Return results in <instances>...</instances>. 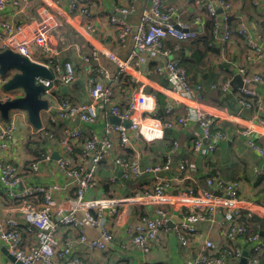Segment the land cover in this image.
Instances as JSON below:
<instances>
[{
	"label": "built area",
	"instance_id": "obj_1",
	"mask_svg": "<svg viewBox=\"0 0 264 264\" xmlns=\"http://www.w3.org/2000/svg\"><path fill=\"white\" fill-rule=\"evenodd\" d=\"M27 1L0 0V13L7 7L19 9ZM139 1L142 0H127L124 5H114L110 16L119 42L126 45L129 39H132L135 46L128 59L117 60L111 57L117 64L119 72L113 76L104 66L92 63V59L99 54L97 49L92 51L90 57H84V62H91L86 68L90 96L88 102L75 101L72 94L63 93L62 87L72 85L78 77L71 62L60 61V45L63 38L56 37L53 32L68 21V15L71 16L76 11H86L85 7L90 0H70L67 9L57 16L47 8L41 9L37 18L24 23L0 19V49L10 48L33 60L37 52L46 55L43 60L37 61L49 67L53 76L52 78L38 76L36 82L44 87L42 96L50 102L53 101L54 109L58 111L52 116L53 121L64 122L78 118L84 122H94L99 118L101 109L122 121H130L129 126L107 121L105 135L101 137L93 135L85 140L81 150L83 164L74 163L70 156L73 148L69 141L79 138L82 131L70 126L64 128L62 154L57 160L56 167L67 179L66 185L74 189V194L70 197L58 198L56 192L61 190V186L58 185L33 183L21 187L24 175L27 172L39 173L50 160L49 154L44 152L40 154L27 169L0 156V183L5 188L3 193L5 200L17 202L39 194L43 195V201L36 204L26 202L21 206H14L10 202L6 204L0 199V240L16 260L23 264H88L86 261L88 256L93 252L108 251L116 241V233L107 225L108 218L119 216L122 209L133 206H150L153 209L151 216H140L125 225L127 243L144 253H149L153 247L160 245L162 232L169 230L167 222L173 215L179 218L173 227L179 243L184 247L192 246L195 241L201 243L194 251L190 264H228L230 261L237 263L242 259L244 251L242 246H237L240 241L249 243L247 246L257 253L264 250V237L260 236L258 231L249 230L246 222L239 221L243 215L247 218L254 215L264 217V203L243 198L240 195L239 181L208 177V186L205 188H182V183L189 177L187 160L180 159L175 175L167 172L172 165L169 154L179 148L178 142L172 144L163 163L142 164L139 159L130 160L121 155L122 150L137 149V143L163 141L167 129L185 126L194 119L202 130L192 142L196 148L201 149L207 144L206 149L209 152L215 151L220 140L230 137L228 129L224 127V123L229 121L234 123L233 130L237 134L247 137L249 147L264 157V144L259 142L257 131L252 124H263V119L255 116L259 121L256 119L241 121L235 115L226 112L228 108L221 110L205 108L200 102L205 88L203 83L191 82L186 68L181 65L178 56L180 42L204 35L203 18L195 21L201 25V29H193L181 19L176 5L164 0H151L150 5L142 10L140 21L134 23L130 17L137 12ZM186 1H193L198 9H205L211 17L215 25L212 30L213 37L210 39L211 44L215 46L228 44L233 39V32L236 31L248 48L249 64L260 63L263 60L264 26L261 32L254 33L248 21L240 20L233 29L230 0ZM216 13L222 17H215ZM94 27L93 23H88L86 28L93 31ZM168 40L177 42L170 46ZM150 62L155 63V71L164 75L170 83L169 87L162 90L167 96L165 112L172 113L182 103L191 101L193 105L185 104L188 111H191L189 114L174 115L172 119L166 121L159 114L162 108L157 96L136 89V82L141 73L137 68ZM237 67L243 79V86L239 88L242 96L237 99V105L240 109L259 107L264 111L262 95L255 88L256 85L264 87V73L252 71L243 65ZM124 74L132 75L130 86L120 83ZM3 82L4 79L0 76V85ZM230 82L228 79L223 83L221 89L224 93L232 89ZM13 97L15 95L12 92L0 89V101ZM124 98L129 101L127 107L122 105L121 100ZM12 117L15 116L10 114L9 120L4 121L0 116V150L9 145L16 130V123ZM114 134L119 139L117 150L112 139ZM110 157L112 165L108 170L111 174L119 169L125 179L134 181L152 176V185L135 190L128 196L84 198L86 188L94 184L97 166ZM86 160L90 162V167L85 165ZM176 189L179 190L173 192ZM217 213L223 214L221 223L226 246L215 243L209 237L200 236L202 224L209 220L213 221ZM255 227L260 228L261 225L256 223ZM63 228L70 229L65 236L61 233ZM89 228H99V232L96 235L90 234L87 231ZM24 231L35 233V241L28 243ZM258 263L259 260L254 258L247 264ZM0 264L18 263L0 259Z\"/></svg>",
	"mask_w": 264,
	"mask_h": 264
},
{
	"label": "crops",
	"instance_id": "obj_2",
	"mask_svg": "<svg viewBox=\"0 0 264 264\" xmlns=\"http://www.w3.org/2000/svg\"><path fill=\"white\" fill-rule=\"evenodd\" d=\"M70 0H28L23 7L15 9L7 7L2 13H0V19L4 18L15 23H24L31 21L39 16L41 9H49L55 16L64 11L68 7ZM170 3L177 5L181 19L188 23V25H195V21L202 17L204 20L208 17L205 12L195 5L193 1L185 2L184 0H167ZM232 3L233 12V25L237 26L240 20L248 21L251 24L252 30L255 32H261L264 26V0H230ZM127 0H90L89 4L85 7L86 11H76L71 16L68 15V21L62 23L54 30L56 37L63 38L60 45V61L65 63L71 62L74 65L76 71L77 80L67 88L62 87L63 93L72 94V99L78 102L90 101L89 90L87 86L86 68L88 64L84 62V57L91 56L92 51L97 49L99 54L96 58L92 59V63L102 65L107 68L113 76L119 72V68L114 59H128L131 51L134 50V42L132 39L125 44H122L118 40L117 31L114 29L110 22V16L113 13L114 5H124ZM151 0H142L137 4V12L131 15V21L138 23L141 19L142 10L148 7ZM193 3V4H191ZM118 16L120 14L116 12ZM88 23L95 25V30L88 31ZM206 23V22H205ZM237 34L236 32H234ZM237 36V35H235ZM238 37V36H237ZM264 49V41H263ZM221 53L218 58L212 56L213 60L206 63L212 68L214 74H220L229 77L230 81L239 73L238 65H243L250 68L252 71H259L264 73V58L260 63L249 64L247 60V51L245 41L241 38L231 40L226 47L220 48ZM181 51V47L180 50ZM178 56L182 60L184 55L189 56L190 52L179 53ZM180 54V55H179ZM46 55L43 52H37L34 55V60H43ZM182 63V61H181ZM254 63V62H253ZM149 64H154L150 62ZM140 65L137 69L139 73V79L136 82V89H141L147 93H153L156 95V91L162 93L163 102L161 105L160 116L168 121L172 119L174 115H187L191 111H188L187 104L193 105L191 101H186L185 104L179 105L174 109L172 113L165 112V104L167 96L162 91L163 88L169 87V80L159 74L155 69L151 68V65ZM227 64L226 67H223ZM184 65V64H183ZM186 68V67H185ZM187 69V68H186ZM188 72V71H187ZM226 72V73H225ZM10 73L9 76H11ZM129 82L127 85H131L132 75L126 74ZM189 78L192 74L188 73ZM204 79L197 77L195 83H203ZM82 81V82H79ZM121 83V79H120ZM134 86V85H133ZM231 90L226 94L221 93L220 96L227 100L239 98V85L234 84ZM255 88L262 95L264 101V87L256 85ZM0 89L3 86L0 85ZM214 89V88H213ZM235 89H238V94L234 93ZM8 92V91H7ZM15 91H12L14 94ZM19 95L20 91H17ZM205 88L203 93V99L200 101L203 106L210 110H221L228 108L226 111L235 115L241 121H248L249 119L258 118L263 119V124L252 123L258 134V140L264 143V111L251 109H239L231 107L228 104L221 107L216 100L212 99L210 95L205 94ZM157 96V95H156ZM158 101L159 97L157 96ZM124 107L128 106V99L121 100ZM160 102V101H159ZM238 106V105H237ZM239 107V106H238ZM233 108V109H232ZM58 111L54 109V102L52 101V107L41 111L42 128L36 129L29 121L28 114L25 110L15 109L11 110L9 115L12 114L15 117L16 130L10 139L9 145L0 150V156H3L10 161L16 163L20 167L27 169L31 163L40 157L43 152L50 155V160L43 166L39 173L27 172L24 175L21 187L29 186L33 183H42L49 185L61 186V190L56 192L58 198L70 197L74 194V189L66 185L67 179L64 177L62 171L56 167L57 160L62 154V140L65 137L64 128L70 126L73 129H80L82 134L77 139H70L72 151L70 156L74 163L83 164L84 158L82 157L81 150L83 142L93 135L99 137L105 135V126L107 121H110V115L101 109L99 118L94 122H84L78 118L73 120L53 121L52 116L57 114ZM219 112V111H217ZM45 115V120H44ZM258 118H256V117ZM11 118V117H10ZM115 124V123H114ZM234 123L226 121L224 127L228 129L230 137L225 140H220L218 147L215 151L209 152L206 149V145L201 149L192 145L194 139H196L202 130L197 121L191 119L185 126H177L175 129L170 128L166 130V138L163 141L156 143H137V149H125L121 151V155L129 158L130 160L139 159L142 164L163 163L165 161V155L170 150V147L174 142L179 143V148L170 153L172 165L167 171L170 175H175L178 171V163L180 159H186L189 167V177L182 183V188H205L207 187V178L216 176L225 181H239L240 183V195L248 200H252L258 203H264V157L260 156L256 151L251 149L247 142V137L237 134L233 130ZM236 127V126H234ZM233 131V132H232ZM44 138L41 142L39 139ZM113 142L115 143L116 150L119 147V139L117 135H112ZM38 142V143H37ZM90 167L91 164L88 160L85 163ZM112 165V157L104 160L97 166L95 173V181L93 185L86 188L84 198H101L109 196H128L135 190L148 188L152 185L153 177L142 179L140 181L125 179L120 172L116 170L114 174L109 172L108 168ZM114 176V179H112ZM174 190L173 192L178 191ZM5 188L0 183V199L4 203L10 202L14 206H21L26 202L36 204L43 201V195L30 197L27 200L11 201L3 198ZM153 212L150 206H133L125 207L122 209V213L112 219L108 218L107 225L116 233V241L111 245L110 249L105 252H93L92 255L86 258L88 264H190L194 251L201 245V243L195 241L192 246H182L173 230V227H169V230L163 231L161 235L160 245L153 247L149 253H144L140 249L128 244V238L126 236L125 225L130 220L140 217V215L151 214ZM176 219L179 218L173 215ZM223 214L217 213L214 220L206 221L202 224L200 229L201 238L209 237L215 243L226 246L227 243L224 239ZM178 222V221H177ZM262 234L264 235V225H262ZM70 229H61L62 236L69 233ZM88 233L96 235L99 232V228H89ZM25 237L28 243L35 241V233L25 232ZM1 241V240H0ZM2 242V241H1ZM239 245L245 248L246 253H249L250 249L245 247L250 245L247 242H239ZM264 253V250L263 252ZM85 255V253H83ZM264 258V257H263ZM0 259H10L0 251ZM239 262V261H238ZM237 262V263H238ZM232 263L231 261L228 262ZM235 263V264H237Z\"/></svg>",
	"mask_w": 264,
	"mask_h": 264
},
{
	"label": "water",
	"instance_id": "obj_3",
	"mask_svg": "<svg viewBox=\"0 0 264 264\" xmlns=\"http://www.w3.org/2000/svg\"><path fill=\"white\" fill-rule=\"evenodd\" d=\"M10 73H12V75L3 83V89L9 92L20 91V93L13 98L0 101V116L4 121H8L11 110H25L32 125L36 129H41L43 125L41 111L48 109L49 104L47 99L42 96L44 87L36 82V77L42 76L52 78V70L43 63L35 61L10 48H5L0 50V76L7 77ZM230 83L232 87H235V83H237L239 87H242L243 79L241 74L237 73ZM110 121L116 124L123 123L126 126L130 125L129 120L122 121L119 117L114 115L110 117ZM177 221L178 219L172 217V219L167 222V226L174 227ZM0 251L10 260L16 261L18 264H23L16 260L15 256L8 251L7 246L1 241ZM246 254L247 253H245V255ZM246 261L247 257L244 256L237 264H245Z\"/></svg>",
	"mask_w": 264,
	"mask_h": 264
},
{
	"label": "trees",
	"instance_id": "obj_4",
	"mask_svg": "<svg viewBox=\"0 0 264 264\" xmlns=\"http://www.w3.org/2000/svg\"><path fill=\"white\" fill-rule=\"evenodd\" d=\"M191 4H193V3H191ZM175 7L177 8V10H179V7L177 5ZM201 11L207 13L205 9H203V10L201 9ZM179 12H177V13H179ZM180 16H182V15L180 14ZM204 21H203L204 22L203 23L204 35L198 36L197 38L189 40V41H181L180 42L181 51H179V53L184 52V54H185V52L186 53L190 52V53H187V54H190L189 56H187V55L183 56V58L181 60L182 61L181 65L187 68L186 69V71H188L187 73L192 74V76L190 77L191 82H195V80H197V77H199V76L201 77V79H204L203 81H204V87H205V91H206L205 94L210 95L212 97V99L216 100L217 103L221 104L220 105L221 107H223L222 105H225V104H228L231 107H235L234 104L235 103L237 104V100L233 101V99H235V98H231V100H227V99L223 98L222 96H220L221 93H224L222 91L221 87H222L223 83L228 80L229 77L222 75V73L214 74L212 72V68L209 67L210 64L208 65L206 63V60H208V61L213 60L212 56L215 57V59L218 58V56L221 53L220 48H222V47L210 44V39L213 37V34H211V33H212V30L214 29L215 25H214L212 19H210V18H207ZM232 21H233V18H232ZM200 26L201 25H198L197 23H195L194 26L192 25L193 29H196V30L201 29ZM235 27L232 24V28L235 29ZM234 32H236V31H234ZM234 32H233V36H232L233 40L240 38ZM235 35H237L238 37ZM176 42L177 41H174V40H168L167 41L168 45H170V46H173ZM149 65H151V68L155 69V63L149 64ZM226 66H227V64L223 65V67H226ZM121 82L123 85L128 86L127 84L129 82V79L127 78L126 74L122 75ZM230 91H233V90L230 89ZM234 93L238 94V89H235ZM156 95L159 97L160 104H162L164 95L162 93H159L158 91H156ZM239 95H240L239 96V98H240L242 96L241 92H239ZM247 98H249V96ZM235 108H239V107L236 105ZM258 109L260 110L259 107H254L251 110L255 111ZM41 140H44V138H42V136L38 142H41ZM212 177H216V176H212ZM152 214H153V212L151 214L147 213V214L140 215V216H151ZM239 221H242L243 223L246 222L249 230L251 229V231H253V232L258 231L260 236L264 237V235L262 234V229H263L262 225H264V217L254 215L251 218H247V217H245V215H243L239 219ZM256 223L261 225V227L260 228L255 227ZM237 246H240V245L237 244ZM245 247H248L250 249V251H248L249 253H247L245 255L246 251H245V248H243L244 249L243 257L244 256L247 257V261L245 264H247L248 261H252L254 258L259 260L258 264H264V258H263L264 253H257L255 251H253V248H251L249 246H245ZM243 257H241V258H243ZM240 261H241V259H240ZM231 264H235V263H231Z\"/></svg>",
	"mask_w": 264,
	"mask_h": 264
},
{
	"label": "rangeland",
	"instance_id": "obj_5",
	"mask_svg": "<svg viewBox=\"0 0 264 264\" xmlns=\"http://www.w3.org/2000/svg\"><path fill=\"white\" fill-rule=\"evenodd\" d=\"M165 2H168L167 0H164ZM185 2H188V1H186V0H184ZM171 1H169L168 3H170ZM79 7H82L81 5H79ZM206 16L208 17V18H210L211 19V17L209 16V14L208 13H206ZM215 17H222V15H220V14H218V13H216L215 15H214ZM212 34V33H211ZM211 44V43H210ZM229 44V43H228ZM227 44V45H228ZM213 46V45H212ZM221 47H226V43H222L221 45H220ZM2 50V49H1ZM87 64H91V62H88ZM3 79H4V82L7 80V78L6 77H3ZM3 82V83H4ZM3 85V84H2ZM14 94H18V92L17 91H15L14 92ZM17 96V95H16ZM47 99V98H46ZM47 101H48V104H49V107H52V101L50 102L48 99H47ZM44 120H45V115H44ZM261 141V139L259 138V142ZM260 143H262V144H264L263 142H260Z\"/></svg>",
	"mask_w": 264,
	"mask_h": 264
}]
</instances>
